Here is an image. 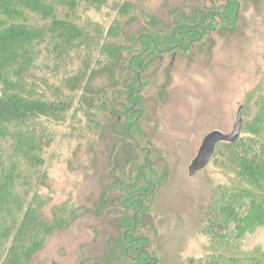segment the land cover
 <instances>
[{
	"label": "trees",
	"instance_id": "16d2710c",
	"mask_svg": "<svg viewBox=\"0 0 264 264\" xmlns=\"http://www.w3.org/2000/svg\"><path fill=\"white\" fill-rule=\"evenodd\" d=\"M188 1L171 6L164 0L156 16L143 0H0V264H33L50 233L79 213L107 218L118 238L108 237L100 256L82 249L75 264L154 263L143 199L152 195L155 176L147 179L140 170L133 179V156L116 166L114 154L129 149L122 142L111 140L107 148L109 182L95 200H84L97 207L76 205L70 195L53 204L40 189L48 188L47 154L68 116V136L84 144L91 168L96 142L114 115L122 127L129 114L140 113L137 96L149 61L187 50L238 13V0H207V10ZM103 10L113 15L105 27L84 16ZM250 111L238 137L217 147L211 159L226 182L215 188L204 217V256L181 264H264V252L244 251L239 243L264 223V94Z\"/></svg>",
	"mask_w": 264,
	"mask_h": 264
},
{
	"label": "rangeland",
	"instance_id": "374dc122",
	"mask_svg": "<svg viewBox=\"0 0 264 264\" xmlns=\"http://www.w3.org/2000/svg\"><path fill=\"white\" fill-rule=\"evenodd\" d=\"M168 1L171 6H181L183 0ZM162 2L143 0L144 7L156 16H162ZM206 3L207 0L188 1L195 9L203 4L202 10L209 8ZM84 16L102 27L113 20L108 10L89 11ZM160 61L150 60L143 75L144 88L137 96L140 113L129 114L122 127L114 115L105 126L102 139L96 142L97 161L91 168H87L83 156L84 144H79L77 135L72 139L68 136L73 133L70 116L64 126L56 129L57 137L45 165L48 188H41L40 194L52 199L53 204L70 195L76 205L97 207L84 200H95L109 182L107 148L111 140L122 142L130 151L114 154L116 166L133 156V179L134 172L141 171L145 176H155L152 195L143 199L152 263L181 264L188 258L204 256L209 243V236L202 232L204 217L215 188L226 182L214 160L192 177L188 167L206 135L230 134L238 108L242 107V117L249 116L254 99L264 94V0H238V13L232 24L217 22L200 42L187 50L169 52ZM134 124L136 134L133 130L131 133ZM127 132L133 140L127 138ZM84 169L88 170L87 176ZM79 214L50 233L33 264H75L82 249L85 254L100 256L108 237L117 240L118 233L110 229L107 218ZM46 215H50L49 210ZM239 243L244 251L264 252V223L248 230Z\"/></svg>",
	"mask_w": 264,
	"mask_h": 264
},
{
	"label": "water",
	"instance_id": "95a60500",
	"mask_svg": "<svg viewBox=\"0 0 264 264\" xmlns=\"http://www.w3.org/2000/svg\"><path fill=\"white\" fill-rule=\"evenodd\" d=\"M241 111L242 107H239L235 118V124L230 134L224 135L219 132H212L204 137L196 157L192 160L188 167L189 176H194L197 172L206 167L213 157L217 144L232 142L238 137L242 122Z\"/></svg>",
	"mask_w": 264,
	"mask_h": 264
}]
</instances>
